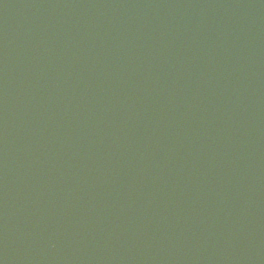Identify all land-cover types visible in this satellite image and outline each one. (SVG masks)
Returning <instances> with one entry per match:
<instances>
[{
  "label": "water",
  "instance_id": "1",
  "mask_svg": "<svg viewBox=\"0 0 264 264\" xmlns=\"http://www.w3.org/2000/svg\"><path fill=\"white\" fill-rule=\"evenodd\" d=\"M0 264H264V0H0Z\"/></svg>",
  "mask_w": 264,
  "mask_h": 264
}]
</instances>
